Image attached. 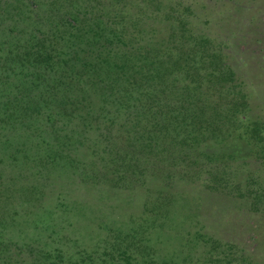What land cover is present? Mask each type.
I'll return each mask as SVG.
<instances>
[{"label": "rangeland", "instance_id": "374dc122", "mask_svg": "<svg viewBox=\"0 0 264 264\" xmlns=\"http://www.w3.org/2000/svg\"><path fill=\"white\" fill-rule=\"evenodd\" d=\"M124 2L166 76L128 102L81 53L3 116L0 264H264V0Z\"/></svg>", "mask_w": 264, "mask_h": 264}, {"label": "trees", "instance_id": "16d2710c", "mask_svg": "<svg viewBox=\"0 0 264 264\" xmlns=\"http://www.w3.org/2000/svg\"><path fill=\"white\" fill-rule=\"evenodd\" d=\"M120 1L0 0V132L5 130L3 116L9 110L37 109L32 100L50 96L49 84L56 77L62 84L74 77L84 82L83 74L77 76L78 68L88 65L81 53L95 61L90 65L95 70L91 76L101 68L104 87L109 89L107 82L119 83L128 102H138L137 83L142 85V93L137 95L143 96L149 84L159 82L157 76H166L158 71L167 55L153 57L142 48L130 53L133 42L124 40L130 33L121 30L131 26L136 33H145L141 24L138 26L144 15L133 11L136 6L128 7L127 2L118 5ZM105 2L113 6L111 13L100 9ZM168 49L170 55L179 54L173 47ZM108 96L121 98L114 93Z\"/></svg>", "mask_w": 264, "mask_h": 264}]
</instances>
